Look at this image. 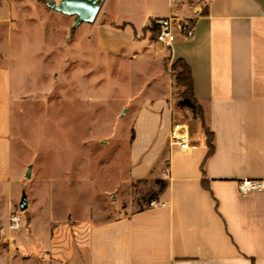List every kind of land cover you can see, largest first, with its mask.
I'll list each match as a JSON object with an SVG mask.
<instances>
[{
  "label": "crops",
  "instance_id": "crops-1",
  "mask_svg": "<svg viewBox=\"0 0 264 264\" xmlns=\"http://www.w3.org/2000/svg\"><path fill=\"white\" fill-rule=\"evenodd\" d=\"M149 1L163 8L147 10L138 28L132 17L114 18L115 4L125 6L127 0H101L104 18L90 22L92 48L143 58L146 39L140 33L152 17L194 18V37L178 38L170 60L182 59L190 67L204 114L200 125L214 134L213 154L208 156L202 131L186 151L169 146L180 106L173 107L169 97L173 75L161 74L153 86L160 95L147 98L134 121L128 163L132 179L155 174L167 181L156 200L165 205L108 220L59 221L38 253L22 247V235L17 252L1 253L12 264H264V190L249 195L239 190L245 177L264 178V0ZM14 51L0 55V189H11L26 170L14 156L20 97ZM166 151L167 177H162L155 169Z\"/></svg>",
  "mask_w": 264,
  "mask_h": 264
},
{
  "label": "rangeland",
  "instance_id": "rangeland-1",
  "mask_svg": "<svg viewBox=\"0 0 264 264\" xmlns=\"http://www.w3.org/2000/svg\"><path fill=\"white\" fill-rule=\"evenodd\" d=\"M47 2L0 0V55H9L12 48L19 55L14 156L17 167L26 168L21 181L0 189V264H12L1 253L17 252V237L23 235L22 247L38 253L57 222L125 216L151 206L149 197L160 188L155 174L130 178L128 158L143 102L160 95L153 86L162 76L173 75L169 52L146 29L140 33L146 39L143 58L124 51L101 53L92 48L90 22L72 29L76 16ZM149 3L115 4L114 18L132 17L139 28L147 10L163 8ZM101 11L94 22L103 20ZM169 97L173 107L180 106L179 120L189 123L191 137L202 131L208 139L207 127L183 107L174 83ZM168 155L155 169L162 177H167ZM29 165L33 177L28 178ZM23 192L25 210L20 209ZM14 215L22 220L18 229L10 227Z\"/></svg>",
  "mask_w": 264,
  "mask_h": 264
},
{
  "label": "built area",
  "instance_id": "built-area-1",
  "mask_svg": "<svg viewBox=\"0 0 264 264\" xmlns=\"http://www.w3.org/2000/svg\"><path fill=\"white\" fill-rule=\"evenodd\" d=\"M149 27L158 29L155 34V42L163 49L167 50L171 56L173 45L178 38L185 40L192 39L195 35L196 22L194 18H179L176 16L152 17L148 22ZM190 125L185 120H175L172 122L170 132V144L178 146L180 150L186 151L191 146ZM239 190L244 195H249L264 190V178L245 177L239 183ZM151 206L165 205L156 200L151 201ZM22 220L14 215L11 218L12 229L20 228Z\"/></svg>",
  "mask_w": 264,
  "mask_h": 264
},
{
  "label": "trees",
  "instance_id": "trees-1",
  "mask_svg": "<svg viewBox=\"0 0 264 264\" xmlns=\"http://www.w3.org/2000/svg\"><path fill=\"white\" fill-rule=\"evenodd\" d=\"M146 29H149L154 35L158 31L156 27H145L144 31ZM171 70L173 72L174 85L177 89V95L182 100V105L188 106L197 117L201 118V120L204 121L203 109L194 95L193 79L190 67L182 59H177L171 64ZM207 131V144L209 147L208 156H210L211 154H213L215 149L213 142L214 134L208 128ZM157 182L160 183V188L149 197L148 203H151V201L153 200H157L161 193L167 187L166 180L159 179L157 180ZM148 207L149 206L145 208Z\"/></svg>",
  "mask_w": 264,
  "mask_h": 264
},
{
  "label": "water",
  "instance_id": "water-1",
  "mask_svg": "<svg viewBox=\"0 0 264 264\" xmlns=\"http://www.w3.org/2000/svg\"><path fill=\"white\" fill-rule=\"evenodd\" d=\"M47 5L52 9L62 12L66 15H75V23L72 29L78 27L83 22H93L101 8V0H48ZM31 176V165H29L26 177ZM28 207L27 194L23 192L20 201V209L25 210Z\"/></svg>",
  "mask_w": 264,
  "mask_h": 264
}]
</instances>
